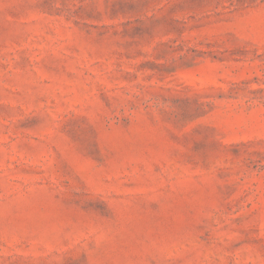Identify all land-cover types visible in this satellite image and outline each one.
<instances>
[{
	"label": "rangeland",
	"instance_id": "obj_1",
	"mask_svg": "<svg viewBox=\"0 0 264 264\" xmlns=\"http://www.w3.org/2000/svg\"><path fill=\"white\" fill-rule=\"evenodd\" d=\"M0 264H264V0H0Z\"/></svg>",
	"mask_w": 264,
	"mask_h": 264
}]
</instances>
